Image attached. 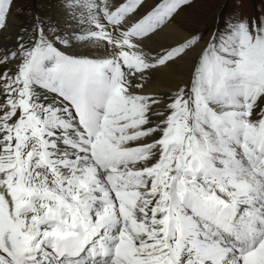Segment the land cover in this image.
Segmentation results:
<instances>
[{"label":"snow or ice","instance_id":"snow-or-ice-1","mask_svg":"<svg viewBox=\"0 0 264 264\" xmlns=\"http://www.w3.org/2000/svg\"><path fill=\"white\" fill-rule=\"evenodd\" d=\"M192 4L65 0L0 54V264H264V18L146 47Z\"/></svg>","mask_w":264,"mask_h":264},{"label":"bare ground","instance_id":"bare-ground-1","mask_svg":"<svg viewBox=\"0 0 264 264\" xmlns=\"http://www.w3.org/2000/svg\"><path fill=\"white\" fill-rule=\"evenodd\" d=\"M23 0H16L13 5V11L8 18L7 28L0 31V54L5 50L11 49L15 44L19 30L31 28L35 18L38 16L43 22L44 27L51 36L59 33L65 37L69 36L74 30H78L76 22L71 18L69 11L65 8V0H40L44 9V15L34 13L33 18L28 19L27 8ZM31 6H34L33 0H30ZM213 1V0H212ZM219 0H214L215 4ZM151 2V0H149ZM177 18V17H176ZM28 20H30L28 22ZM189 34L182 30L180 23L176 20L152 40L145 41L146 47L152 50H158L162 46L175 44ZM69 52L76 54H88L93 51L87 46L80 43L74 44L67 49ZM190 59L177 61L168 67H162L151 74L150 81L147 84V91L164 94L173 91L182 81L188 79V68ZM9 67H12L9 65Z\"/></svg>","mask_w":264,"mask_h":264},{"label":"rangeland","instance_id":"rangeland-1","mask_svg":"<svg viewBox=\"0 0 264 264\" xmlns=\"http://www.w3.org/2000/svg\"><path fill=\"white\" fill-rule=\"evenodd\" d=\"M23 1L28 19L33 18L34 13L44 15L40 0H33L34 6H31L30 0ZM213 1L193 0L191 7L184 8L175 20L189 35L200 33L207 38L217 24L223 27L226 18H264V0H219L215 4ZM15 3L16 0L13 5Z\"/></svg>","mask_w":264,"mask_h":264}]
</instances>
